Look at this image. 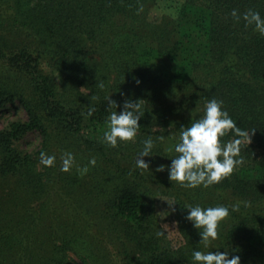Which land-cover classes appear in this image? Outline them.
<instances>
[{"label": "trees", "instance_id": "obj_1", "mask_svg": "<svg viewBox=\"0 0 264 264\" xmlns=\"http://www.w3.org/2000/svg\"><path fill=\"white\" fill-rule=\"evenodd\" d=\"M155 3L0 0V68L12 73H0V103L16 97L26 114L0 129V264H66L67 249L87 264H194L193 249L264 264V35L231 16L252 9L264 17V0H184L176 15L151 22ZM108 96L117 111L126 99L144 100L134 141L103 142L116 110ZM212 98L249 133L244 162L218 184L183 188L157 167L170 164L180 126L202 116ZM32 129L38 149L13 147ZM70 133L74 143L52 144ZM149 136L156 143L145 170L136 159ZM232 138L229 132L224 140ZM53 149L59 160L75 155L70 171L60 162L38 164L41 152ZM86 165L81 174L77 166ZM155 194L172 200L183 237L177 247L158 223ZM189 203L229 206L210 248L185 219Z\"/></svg>", "mask_w": 264, "mask_h": 264}, {"label": "clouds", "instance_id": "obj_2", "mask_svg": "<svg viewBox=\"0 0 264 264\" xmlns=\"http://www.w3.org/2000/svg\"><path fill=\"white\" fill-rule=\"evenodd\" d=\"M231 16L239 21L243 18L245 26L254 25V31L264 35V17L259 11L252 9L243 14H239L233 9ZM135 83L139 85L141 81L137 78ZM100 87H103L101 84ZM110 108L107 119L108 129L103 134V142L111 147H117L119 143L134 141L140 128V119L144 115L143 99H126L120 107L117 101L110 96L106 97ZM94 109L89 108L88 115ZM179 141L175 143V155L168 165H159L157 171L167 168L170 181L177 182L181 187L195 189L198 187L208 188L218 184L222 179L230 176L234 170L243 164L244 158L240 155L242 138L251 139L249 133L241 130L236 121L229 115L223 107V101L216 98L208 99L205 102L203 115L194 119L189 126L181 125ZM233 133V138L228 141L224 137ZM163 139V137H158ZM155 141L151 136L142 141L143 147L138 153L136 167L140 169H150V161L145 157L153 156ZM61 171L68 172L75 165V155L72 152H65L61 156ZM40 163L46 167H53L56 163V156L45 152L40 154ZM90 165L96 164L95 157H92ZM81 174L87 173L88 166L79 168ZM185 219L192 223V226L199 230L200 243L204 248H210L212 242L219 237L218 227L221 221L229 216V206L218 205L203 207L199 204H185ZM233 211L239 208V202L232 204ZM174 210V209H173ZM157 235H163L157 232ZM219 249V248H218ZM192 261L194 264H241V258L233 255L229 258L227 251H202L192 250Z\"/></svg>", "mask_w": 264, "mask_h": 264}, {"label": "rangeland", "instance_id": "obj_3", "mask_svg": "<svg viewBox=\"0 0 264 264\" xmlns=\"http://www.w3.org/2000/svg\"><path fill=\"white\" fill-rule=\"evenodd\" d=\"M184 2V0H156V3L154 5L149 6V10L147 13V19L151 22H154L155 20H158L161 18L162 15H176L178 7ZM87 45V44H86ZM4 57L0 58V63H3ZM98 58H94L92 60L93 68H98ZM0 73L2 71L7 74H12L8 70H3V68H0ZM113 74L110 76L112 77ZM10 90V87H8ZM22 121L26 119V114L24 109L21 107L20 103L18 102V98H8V100L3 101L0 103V129L7 126L11 121L13 120H19ZM109 127V126H108ZM108 129V128H107ZM67 132H70L66 130ZM56 138V137H55ZM75 135L70 133L69 136L65 138H61L60 140H53L52 144L54 143L55 147H67L68 144L74 143ZM60 143H59V142ZM13 147H16L19 151L28 150V151H34L38 149L40 144V136L37 131L35 130H27L21 137H18V139L13 140ZM56 156V162L60 164L62 163L61 160L58 158L57 149H53ZM40 159V158H39ZM39 165H42L39 160ZM156 200V209H157V218L158 223L164 228L166 231V238L169 241L171 245L174 247L179 246L183 242V237L179 231L177 216L174 215L173 210V203L170 197L162 194H155L153 196ZM110 245V244H109ZM115 247V246H114ZM104 251L108 253L110 252L111 248L110 246H105ZM64 253V261L66 264H87V261L84 259L83 256L79 255L78 253H75L72 250H65Z\"/></svg>", "mask_w": 264, "mask_h": 264}]
</instances>
